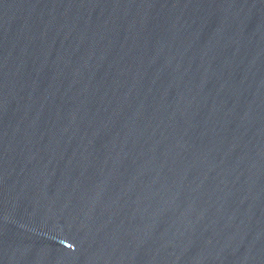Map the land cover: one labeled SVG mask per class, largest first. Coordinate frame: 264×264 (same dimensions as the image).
Masks as SVG:
<instances>
[{"label": "water", "instance_id": "obj_1", "mask_svg": "<svg viewBox=\"0 0 264 264\" xmlns=\"http://www.w3.org/2000/svg\"><path fill=\"white\" fill-rule=\"evenodd\" d=\"M0 264H264V0H0Z\"/></svg>", "mask_w": 264, "mask_h": 264}]
</instances>
